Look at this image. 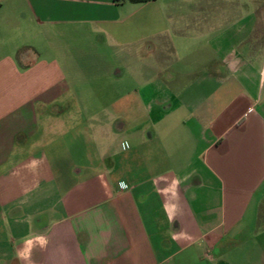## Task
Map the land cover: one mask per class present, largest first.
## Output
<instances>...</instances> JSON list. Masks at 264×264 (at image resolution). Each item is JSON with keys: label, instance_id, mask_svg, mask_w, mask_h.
Here are the masks:
<instances>
[{"label": "crops", "instance_id": "1", "mask_svg": "<svg viewBox=\"0 0 264 264\" xmlns=\"http://www.w3.org/2000/svg\"><path fill=\"white\" fill-rule=\"evenodd\" d=\"M262 202L264 0H0V264H264Z\"/></svg>", "mask_w": 264, "mask_h": 264}, {"label": "trees", "instance_id": "2", "mask_svg": "<svg viewBox=\"0 0 264 264\" xmlns=\"http://www.w3.org/2000/svg\"><path fill=\"white\" fill-rule=\"evenodd\" d=\"M130 3H134V4H137V3H144V2H147V1H150V0H128Z\"/></svg>", "mask_w": 264, "mask_h": 264}, {"label": "rangeland", "instance_id": "3", "mask_svg": "<svg viewBox=\"0 0 264 264\" xmlns=\"http://www.w3.org/2000/svg\"><path fill=\"white\" fill-rule=\"evenodd\" d=\"M244 1V0H243ZM244 11V10H243ZM262 205L264 206V202H262ZM261 209H264V207H262V206H260L259 207V212L261 211ZM262 212V211H261ZM260 219V218H259ZM261 220H263L264 221V218H261ZM262 222V221H261ZM260 224V223H259ZM262 224H264V222H262ZM261 224V225H262Z\"/></svg>", "mask_w": 264, "mask_h": 264}, {"label": "built area", "instance_id": "4", "mask_svg": "<svg viewBox=\"0 0 264 264\" xmlns=\"http://www.w3.org/2000/svg\"><path fill=\"white\" fill-rule=\"evenodd\" d=\"M122 188V187H121Z\"/></svg>", "mask_w": 264, "mask_h": 264}]
</instances>
